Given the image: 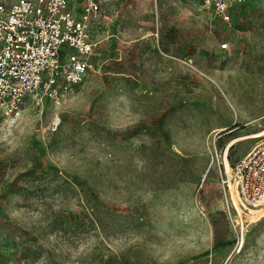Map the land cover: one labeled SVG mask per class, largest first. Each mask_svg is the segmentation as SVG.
Segmentation results:
<instances>
[{
	"label": "rangeland",
	"instance_id": "374dc122",
	"mask_svg": "<svg viewBox=\"0 0 264 264\" xmlns=\"http://www.w3.org/2000/svg\"><path fill=\"white\" fill-rule=\"evenodd\" d=\"M97 1L68 98L0 110V264H264L218 168L264 137V0Z\"/></svg>",
	"mask_w": 264,
	"mask_h": 264
},
{
	"label": "built area",
	"instance_id": "2783aa9c",
	"mask_svg": "<svg viewBox=\"0 0 264 264\" xmlns=\"http://www.w3.org/2000/svg\"><path fill=\"white\" fill-rule=\"evenodd\" d=\"M245 1L201 4L228 22L233 8ZM100 12L97 0H84L80 14L69 0L0 3V110L5 116H19L28 99L59 106L68 98L93 68L99 42L91 35V24ZM218 168L234 207V197L243 207L264 206V137L230 167L224 153Z\"/></svg>",
	"mask_w": 264,
	"mask_h": 264
},
{
	"label": "bare ground",
	"instance_id": "6f19581e",
	"mask_svg": "<svg viewBox=\"0 0 264 264\" xmlns=\"http://www.w3.org/2000/svg\"><path fill=\"white\" fill-rule=\"evenodd\" d=\"M225 163H226V165L228 166V167H230V164H229V162H228V160H227V156L225 155ZM234 199V204H235V209H236V205H238L239 207H242V208H244V209H249V207H243L237 200H236V198L234 197L233 198Z\"/></svg>",
	"mask_w": 264,
	"mask_h": 264
},
{
	"label": "crops",
	"instance_id": "0c3cea01",
	"mask_svg": "<svg viewBox=\"0 0 264 264\" xmlns=\"http://www.w3.org/2000/svg\"><path fill=\"white\" fill-rule=\"evenodd\" d=\"M70 4V3H69ZM71 7V6H70ZM72 8V7H71ZM74 10V8H72ZM241 158V157H240Z\"/></svg>",
	"mask_w": 264,
	"mask_h": 264
},
{
	"label": "snow or ice",
	"instance_id": "6c2138e0",
	"mask_svg": "<svg viewBox=\"0 0 264 264\" xmlns=\"http://www.w3.org/2000/svg\"><path fill=\"white\" fill-rule=\"evenodd\" d=\"M224 47H227V45H224Z\"/></svg>",
	"mask_w": 264,
	"mask_h": 264
}]
</instances>
